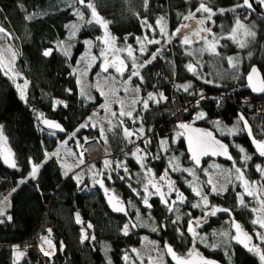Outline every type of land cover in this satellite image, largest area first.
<instances>
[{
    "label": "trees",
    "instance_id": "16d2710c",
    "mask_svg": "<svg viewBox=\"0 0 264 264\" xmlns=\"http://www.w3.org/2000/svg\"><path fill=\"white\" fill-rule=\"evenodd\" d=\"M243 1L203 0L214 12L211 30L221 37L216 59L205 55L207 62L214 60L218 69L212 74L211 82H202L188 71L189 57L175 37L172 50L161 49L157 57L142 68V79L133 80V86L139 85L143 95L165 96L164 101H154L138 112L143 133L150 134L152 146L148 149L154 153L146 165L159 174L171 167L173 157L177 158L180 168L174 167L173 175L186 199L172 212L158 201L150 203V209L144 207L145 202L140 204L142 197L137 191L141 183L135 177L138 166L126 156L124 149L128 144L116 128L108 133V143L115 157L111 174L104 180V186L126 206L125 213L116 214L108 208L102 187L91 185L87 180L81 184L73 175H64L58 160L48 155L66 134H73L72 137L79 140L98 136L96 130L83 125L100 102L98 99L86 102L79 95L72 72V65L79 62L83 40H93L100 33L84 8L87 3L92 4L119 41L132 42L146 33L162 37L166 32L172 34L200 1L83 0V4L78 5L75 0H0V25L16 51V67L28 85L23 100L0 64V129L15 161L14 167L9 168L0 160V204L3 200L9 201L6 216L0 220V264H123L125 255L132 254L144 234L169 246L181 257L195 244L206 256L222 264H262L249 250L240 248L229 237L221 239L219 236L222 227H230L233 232L232 220L231 223L226 221L227 217L238 221L241 228L251 229L252 212L237 185L228 186L218 195H209L211 204L228 212L218 211L204 225L203 229L210 232L203 236L202 242L193 240L190 221L202 213L185 176L186 168L193 163L182 139L172 150L162 152L158 148L160 138L170 140L173 131L198 111L203 118L194 126L207 127L214 132L216 123L223 125L233 120L242 128L239 115H243L250 123L253 137L264 144V118L254 116L240 98L249 94L245 76L253 65L258 66L264 78V19L245 7ZM237 18L255 27V35L246 48L238 47L225 37ZM71 27L75 29V45L70 56H66L58 47L69 41ZM230 58L237 61L233 70L228 64ZM232 71L236 73L230 75ZM203 94L208 95L207 100L197 107L192 105L193 100ZM219 98L223 103L221 107H218L222 104ZM253 99L263 101L264 94ZM49 121L61 124L64 132L45 128L43 123ZM215 134L228 146L230 160H208L203 167L207 163H234L250 178L260 176L256 166H264V153L258 154L253 149L243 129L236 134ZM73 139L69 138L68 142ZM34 166H39L35 173ZM193 170L201 174V170L195 167ZM128 205L129 215L137 207L147 219L146 225L133 226L125 233ZM76 215L81 222H77ZM46 233L56 246V253L47 261L38 249L32 248ZM135 259L138 264H145L140 256L135 255Z\"/></svg>",
    "mask_w": 264,
    "mask_h": 264
},
{
    "label": "rangeland",
    "instance_id": "374dc122",
    "mask_svg": "<svg viewBox=\"0 0 264 264\" xmlns=\"http://www.w3.org/2000/svg\"><path fill=\"white\" fill-rule=\"evenodd\" d=\"M200 4L195 10L190 11L178 28L169 34L166 32L165 37L159 35H147L136 37L132 42L119 41L108 29V22L95 11L92 4L87 3L84 9H87L92 16L93 22L100 29L99 35L93 40L84 39L83 44L79 48L81 51L78 55L79 62L73 67V73L77 84L78 93L86 102H93L98 99L100 102L96 105L90 115L85 120L84 128H91L98 132L97 138L102 148V156L93 161L82 163L77 154L74 140L77 139L73 134H66V138L52 151L48 153L54 156L62 167L64 175H73L74 178L82 183L89 181L91 185H99L104 192H110L114 199L117 197L111 189L104 186V180L110 176L113 166L112 153L108 143V133L113 132L116 128L120 129L121 136L125 143L126 156H130L138 166L136 173L141 183V188L137 191L141 195L143 202H153L155 193L151 189V185L155 183L162 187L167 199V209L169 212L176 210L184 203L185 195L177 187L174 177V167L177 165V158L173 157L172 165L169 169L157 174L154 170L147 167V159L154 155L153 151L148 148L150 144V134L145 135L139 123L138 112L150 107L151 103L157 100L164 101L165 96L162 94L143 95L139 85L133 86V80H141L142 68L153 61L159 51L163 48L172 50V39L176 38V43L183 47L184 53L189 57L187 69L202 82H211L212 74L218 72L214 60L205 58V55H213L216 59L217 48L220 45L221 37L215 36L211 30V17L214 14L203 0H199ZM261 2L263 0H256ZM74 27H71L69 41L62 43L58 49H61L66 56H70L72 46L75 45L73 38L75 34ZM255 35V27L237 18L225 37L230 38L240 48L249 46L251 39ZM8 34L0 25V64L4 74L16 86L21 98L25 100L27 82L15 73L16 51L7 39ZM169 46V47H168ZM122 56L128 68L121 73L116 64H108L104 70L101 69L104 61L109 56ZM230 68L233 70L237 67V61L230 58L228 60ZM212 70V71H211ZM236 71L230 72L233 75ZM153 100V101H152ZM38 118H41L40 116ZM203 118V114L198 111L191 115L188 124L195 125L197 120ZM43 121V120H42ZM216 132L219 134L231 133L236 134L243 129L238 122L233 120L231 123H216ZM220 126H224L223 129ZM215 132V133H216ZM69 138H74L72 142H68ZM90 138V137H88ZM180 139H183V132L180 128L175 129L170 135V140L160 138L158 148L162 152L172 150L176 147ZM8 145L6 137L0 129V146ZM123 150V151H124ZM100 160V161H99ZM171 160V159H170ZM99 163V165L97 164ZM116 165L118 161L115 162ZM39 166H34L33 173L37 171ZM194 166L186 168L185 176L191 184L192 194L197 198L202 213L191 219L189 231L194 241H203V236L209 231L204 230V220L206 216L213 215V209L216 207L211 204L209 195H218L224 192L228 186L240 189L242 197H246L247 206L252 212L251 229L245 230L250 239V253L254 254L262 264H264V166L257 165L256 170L260 173L258 178H250L244 171L232 163L223 165L221 163H207L198 175L194 172ZM84 180V181H83ZM136 192V193H137ZM140 195H138L140 197ZM136 205L132 204V207ZM9 209V201L3 200L0 204V220ZM129 205L127 207V217L129 221L124 224L123 232H128L131 227L136 225H146V219L139 213V209H132L129 215ZM8 217V216H7ZM77 222L80 217L76 215ZM226 221L232 220L227 217ZM195 224V225H194ZM214 230L211 231L213 233ZM221 239L230 238L235 241L234 233L230 232V227H222L219 234ZM85 237V235H84ZM37 249L47 258L52 257L56 253V246L51 236L46 233L40 236L37 242ZM107 251V246H103ZM192 248H198L195 244ZM135 255L140 256L145 264H178L179 256L169 246L161 245L156 240L150 238L147 234L141 236L140 244L132 250V254H126L123 264H138Z\"/></svg>",
    "mask_w": 264,
    "mask_h": 264
},
{
    "label": "water",
    "instance_id": "95a60500",
    "mask_svg": "<svg viewBox=\"0 0 264 264\" xmlns=\"http://www.w3.org/2000/svg\"><path fill=\"white\" fill-rule=\"evenodd\" d=\"M78 5L83 4V0H75ZM243 5L253 11L259 18L264 19V0L257 2L256 0H244ZM110 63H117L119 72L123 73L127 70L128 65L125 59L120 55L110 56L103 63L102 69H104ZM245 82L247 88L253 96H262L264 94V78L257 65H253L245 76ZM242 122L244 133L249 138L253 149L258 154L264 153V144L257 141L251 132L250 123L244 118L243 115H239ZM43 126L47 129H55L61 133L64 132V128L56 121L44 122ZM183 132L184 145L187 155L191 158V161L197 170H201L204 162L208 160L213 161H229L230 152L226 143L221 140L213 130L207 127H196L187 123H183L179 126ZM0 160L6 167L12 168L15 165L12 152L7 145L0 146ZM152 191L158 197L162 205H167L166 196L162 190V187L157 186L155 183L151 185ZM105 202L108 208L116 214H123L126 212L125 204L112 197L110 192L104 194ZM145 208L150 209V202H145ZM228 212L227 209L216 207L213 209V213L216 212ZM232 228L235 237V243L244 250H249L250 239L248 234L242 230L238 221H232ZM178 264H222L215 258H210L204 254L203 251L192 248L185 256L179 258Z\"/></svg>",
    "mask_w": 264,
    "mask_h": 264
},
{
    "label": "built area",
    "instance_id": "2783aa9c",
    "mask_svg": "<svg viewBox=\"0 0 264 264\" xmlns=\"http://www.w3.org/2000/svg\"><path fill=\"white\" fill-rule=\"evenodd\" d=\"M236 93H239L236 92ZM208 95H200L195 100H193L192 105L199 106L202 102L206 101ZM243 104L249 106V110L253 111L254 116L258 117L259 119L264 118V100L259 101L253 99V95L250 93L240 97ZM220 102L222 103V99L219 98ZM223 103L218 106L221 107ZM75 148L77 150V154L79 159L82 163H86V161H93L101 157L102 148L100 146V142L97 138H86L84 140L75 139ZM34 250H37V246L32 247Z\"/></svg>",
    "mask_w": 264,
    "mask_h": 264
},
{
    "label": "flooded vegetation",
    "instance_id": "af4514ba",
    "mask_svg": "<svg viewBox=\"0 0 264 264\" xmlns=\"http://www.w3.org/2000/svg\"><path fill=\"white\" fill-rule=\"evenodd\" d=\"M163 49H164V48H163ZM48 53H50V50L47 51V54H48ZM109 57H110V56H109ZM107 59H108V57H107ZM107 59H106V60H107ZM106 60H105V61H106ZM105 61H104V62H105ZM110 64H112V65H113V64H116V65H117V63H110ZM73 67H74V66L72 65V72H73ZM105 68H106V67H105ZM105 68H104V69H105ZM101 69H102V66H101ZM104 69H102V70H104ZM15 73H17L22 79L25 80L24 75H23V74L17 69L16 65H15ZM73 74H74V73H73ZM27 86H28V85H27ZM26 90H27V89H26ZM182 140H183V143H184V139H182ZM184 146H185V145H184ZM162 190H163V189H162ZM163 192H164V191H163ZM152 201H158V202H160L159 199H158V197L156 196V194H155V197L152 199ZM151 204H152V202H151ZM212 213H213V212H212ZM217 213H219V212L213 213V215H211V216H206V217H205V220H204V225L207 224V223L209 222V220H210L211 218H213ZM230 215H232V214L230 213ZM232 221H233V219H232ZM194 225H195V224H194ZM233 233H234V232H233ZM246 233H247V232H246ZM247 234H248V233H247ZM199 250H200V249H199Z\"/></svg>",
    "mask_w": 264,
    "mask_h": 264
}]
</instances>
